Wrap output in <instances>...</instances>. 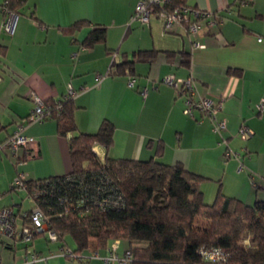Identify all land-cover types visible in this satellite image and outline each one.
Returning <instances> with one entry per match:
<instances>
[{
  "label": "crops",
  "instance_id": "0c3cea01",
  "mask_svg": "<svg viewBox=\"0 0 264 264\" xmlns=\"http://www.w3.org/2000/svg\"><path fill=\"white\" fill-rule=\"evenodd\" d=\"M3 1L0 143L19 125L35 143L32 150L20 147L12 155L0 151V207L13 205L12 197L3 196L9 189L1 190L18 172L36 179L69 171L68 138L59 136L55 120L36 123L27 117L35 107L33 94L59 100L71 90L78 131H96L103 119L114 124L108 156L181 163L204 177L200 187L206 203L218 191L249 204L264 199V0H186L208 16L197 32L177 25L166 33L158 19L146 24L134 17L137 0H26L6 32ZM80 20L87 24L65 31ZM94 24L106 28L105 42L84 47L82 40ZM143 50L155 54L135 59ZM125 60H133L132 72L116 73ZM169 74L193 77L199 94L219 103L215 117L225 126L215 132L207 114L198 109L185 114L184 94L163 82ZM242 124L253 131L243 140ZM93 149L101 158L106 154L100 144ZM14 155L23 162L13 164ZM40 235L24 247L25 257L36 252L39 259H22L15 242L6 239L0 242L5 249L0 264H117L103 258L113 241L99 247L92 239L73 258L60 255L58 241ZM116 245L119 255L130 246L124 240Z\"/></svg>",
  "mask_w": 264,
  "mask_h": 264
},
{
  "label": "trees",
  "instance_id": "16d2710c",
  "mask_svg": "<svg viewBox=\"0 0 264 264\" xmlns=\"http://www.w3.org/2000/svg\"><path fill=\"white\" fill-rule=\"evenodd\" d=\"M5 2L7 9L20 14L26 0ZM168 6L195 8L186 0H168ZM86 24L80 20L65 31ZM105 35L106 28L94 24L82 44L91 47L105 42ZM5 49L0 43V54ZM154 54L155 50H143L134 57L148 60ZM133 65V60H125L116 73L130 74ZM43 102L59 136L68 138L71 167L60 175L27 178L24 190L45 213L48 229L61 246L72 244L73 252L79 254L92 239L99 247L124 240L130 245L129 264H264V199L249 204L218 191L206 203L202 175L181 163L110 157L114 132L110 119H103L96 131L80 132L73 97ZM98 144L106 149L103 158L93 149ZM13 190L10 186L9 191ZM66 235L69 240L64 239ZM202 247L219 248L222 257L209 260L200 252Z\"/></svg>",
  "mask_w": 264,
  "mask_h": 264
},
{
  "label": "built area",
  "instance_id": "2783aa9c",
  "mask_svg": "<svg viewBox=\"0 0 264 264\" xmlns=\"http://www.w3.org/2000/svg\"><path fill=\"white\" fill-rule=\"evenodd\" d=\"M5 4L6 2L4 0L1 5L4 12L2 27L6 32H10L15 25L17 15L13 11L7 9ZM133 15L135 18L146 24H149L153 18L158 19L159 23L162 25L163 33L174 30L177 25L182 26L187 32H197L201 27V24H199L201 19L207 17L208 12L202 10L199 11L198 9L187 6L170 8L168 6V0H137ZM163 82L176 88L179 93L184 94V97H186L185 106L183 108L185 114L192 115L193 109H198L201 113L205 115L207 114L210 119L213 120V130L215 132H218L225 126L224 120H217L215 117L219 108V103H215L207 96H201L194 83L193 77L177 78L173 74H169L163 78ZM132 83L133 79L131 78L129 85H132ZM145 91L146 89H144V92ZM73 93L74 91L71 90L66 96L72 97ZM32 99L35 107L28 115V120L36 123L45 121L49 118V110L46 109L45 103L37 94H33ZM258 106L262 109V102H260ZM21 128L22 126L19 125L11 135L1 141L0 151L4 146H9L13 154H16V151L20 147L27 148L28 150L33 149L35 143L34 138L30 135H24L21 132ZM238 131L242 140L253 134V131L244 124L239 127ZM30 154H32V152ZM232 155L239 157L235 152H233ZM21 162H23V159L18 158L16 163ZM26 179L27 178L24 177L21 172H18L11 183V187L14 189H24ZM27 198L30 205L26 211H21L20 209V211L16 213L11 206L0 207V242L6 239L17 240L18 238H21L24 242H29L34 236L39 235L44 231L50 239H56L57 236L55 235V232L48 229V224H46L45 219L46 215L40 206L36 204L34 197L28 195ZM18 226L21 228L19 229ZM110 245L109 254L103 257L105 261L107 263L113 261L117 262V264H129L132 259L130 251L127 249L122 255H119L116 252V240ZM200 252L209 260H218L222 257L220 249L215 247L210 249L202 247ZM59 253L62 256L69 255L73 258L78 257L70 247L61 246ZM37 259H39V254L36 252H31L29 256L25 257L26 261H36Z\"/></svg>",
  "mask_w": 264,
  "mask_h": 264
},
{
  "label": "rangeland",
  "instance_id": "374dc122",
  "mask_svg": "<svg viewBox=\"0 0 264 264\" xmlns=\"http://www.w3.org/2000/svg\"><path fill=\"white\" fill-rule=\"evenodd\" d=\"M153 25H158V22L156 20H153L152 22ZM152 25V26H153ZM3 150H6L7 153H9V155H12V150L9 146H4V149ZM2 153H4V151H2ZM11 160L13 161V164L17 162V159H16V156L14 155L13 157L11 156ZM12 164V163H11ZM9 186V187H8ZM7 187H5L3 190H1L4 194L5 190H8L10 188V184L8 185ZM3 196H9V197H12L13 199H10V203L13 204L11 207H13L15 210L16 208L18 207L17 205L19 203H21V206L20 209L21 211H26L28 210V207H29V201H28V198L26 196V192L24 189L22 188H16V191H9V192H6ZM18 228L20 229L21 227L18 226ZM46 232L45 233H42V235L40 236H45L46 238H48V236H46ZM65 240H69V235H66L64 237ZM10 242L14 243L15 242V245H16V250H17V253L20 252V254H22V259L25 258V246H27V248H30L32 246V242L33 241H29V242H24L21 238H18L17 240H14V239H11L9 240ZM69 242V241H68ZM5 253V249H4V246L0 244V254H2V257ZM14 252H12L13 254ZM18 255V254H17ZM20 258V260H21ZM17 259V258H16Z\"/></svg>",
  "mask_w": 264,
  "mask_h": 264
}]
</instances>
